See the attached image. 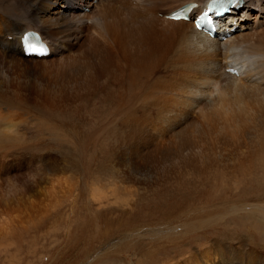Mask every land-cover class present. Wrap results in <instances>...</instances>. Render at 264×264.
I'll list each match as a JSON object with an SVG mask.
<instances>
[{
    "label": "bare ground",
    "instance_id": "obj_1",
    "mask_svg": "<svg viewBox=\"0 0 264 264\" xmlns=\"http://www.w3.org/2000/svg\"><path fill=\"white\" fill-rule=\"evenodd\" d=\"M60 1L0 0V153H27L9 179L0 173L4 251L14 247L9 237L39 229L75 195V173L58 157L45 159L63 147L85 157L86 148L106 141L144 177L225 162L264 177V0H239L215 38L191 19L168 17L178 6L208 0H68L54 10ZM29 28L48 39L49 54L24 53L21 36ZM232 65L238 73L227 70ZM26 108L38 113L31 126L28 119L20 125L14 112ZM66 109L90 126L84 137L56 125ZM210 209L154 232L194 231L240 210L256 217L237 240L231 232L213 235L155 264H264V195ZM252 228L263 238L255 240Z\"/></svg>",
    "mask_w": 264,
    "mask_h": 264
},
{
    "label": "rangeland",
    "instance_id": "obj_2",
    "mask_svg": "<svg viewBox=\"0 0 264 264\" xmlns=\"http://www.w3.org/2000/svg\"><path fill=\"white\" fill-rule=\"evenodd\" d=\"M64 2L68 0H61L54 10ZM262 20L264 14L259 22ZM14 112L20 114V125H26L27 119L30 126L37 122L38 113L33 108ZM60 116L56 125L62 130L76 132L80 138L86 135L90 126L80 120L81 115L66 109ZM106 143L86 148L85 157L69 147L45 155V159L58 157L70 168L69 172L75 173L71 181L75 195L61 203L39 229L21 228L16 236L9 237L8 242L14 247L4 251L0 245V264H155L161 255L179 253L180 249L213 235L231 232L233 240H237L236 236L245 232L247 229L243 228L256 217L240 210L219 224L187 232L177 227L173 231H181L171 232L170 236L158 235L154 231L161 227L166 230L196 220L197 215L208 213L210 205L217 201L264 195L261 171L244 173L239 167L225 166V162L222 166L188 169L178 174L173 170L167 177L161 174L144 177L134 173L130 163L122 162ZM6 152L0 153V160L5 154L2 159L7 161H0V169L7 163L0 170L1 175L13 170L17 160L25 159L27 154L26 151ZM5 177L9 179L8 175ZM257 230L252 228L249 233L259 241L263 237ZM16 254V258L9 257Z\"/></svg>",
    "mask_w": 264,
    "mask_h": 264
}]
</instances>
